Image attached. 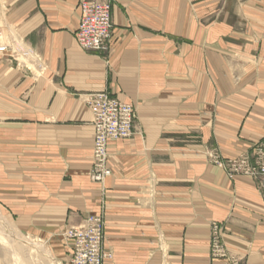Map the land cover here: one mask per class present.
<instances>
[{
    "label": "crops",
    "instance_id": "1",
    "mask_svg": "<svg viewBox=\"0 0 264 264\" xmlns=\"http://www.w3.org/2000/svg\"><path fill=\"white\" fill-rule=\"evenodd\" d=\"M80 2L0 0V204L36 234L104 205L113 264H223L212 222L242 264H264V194L207 155L264 138V0H112L101 53L77 43ZM104 91L136 128L94 183L86 98Z\"/></svg>",
    "mask_w": 264,
    "mask_h": 264
},
{
    "label": "built area",
    "instance_id": "2",
    "mask_svg": "<svg viewBox=\"0 0 264 264\" xmlns=\"http://www.w3.org/2000/svg\"><path fill=\"white\" fill-rule=\"evenodd\" d=\"M111 4L112 0L80 2V20L75 35L82 50L99 53L108 50L112 30ZM4 48L5 46H0V50ZM87 104L92 112L94 127L90 178L93 182L100 183L111 172L107 166L105 141L126 138L134 132L136 113L131 104L120 102L105 91L90 94ZM207 155L209 161L222 168L227 175L249 177L257 191L264 194V138L250 150L234 158L223 159L215 149L210 150ZM103 233L102 215H89L83 218L82 225L69 227L64 235L73 244L70 264H108L112 254L103 249ZM222 233V226L213 222L210 226L211 256L225 258V264H242L239 258L229 256L223 244Z\"/></svg>",
    "mask_w": 264,
    "mask_h": 264
},
{
    "label": "rangeland",
    "instance_id": "3",
    "mask_svg": "<svg viewBox=\"0 0 264 264\" xmlns=\"http://www.w3.org/2000/svg\"><path fill=\"white\" fill-rule=\"evenodd\" d=\"M135 127H136V124H135ZM212 149H210V150H212ZM210 150H208V153L210 152ZM234 176H237V175H234ZM238 176H240V175H238ZM102 196H103L102 198H104V195H102ZM104 208H105L104 205H101L99 215H100V213L102 214L104 227H105ZM0 214H2L5 217V219L14 228L17 229L16 230L17 233L19 231H21V233H24L30 237L31 242L29 244L27 242H25L23 238L20 239L22 241L20 243H25L24 246H26V247H30L31 245H34V246L30 247L31 249H29V251H27V252L31 251L30 253H28V255L32 256V257L31 256L29 257L30 262H34L36 264H70V259H71V256L73 254V244H72V241L64 235L65 232L59 231V233H57V234H38V233L36 234L34 232H28L25 227L20 226V224L18 223V220L15 218L16 216L11 211H8L6 208H4L1 204H0ZM89 215L90 214L86 215L85 217H87ZM222 228H223V226H222ZM103 235H104V233H103ZM221 237L223 238V233H222ZM16 243H19V238H16ZM70 243H71V250H69V247H68V245H70ZM35 244H37V246L38 245H40V246L37 248V247H35L36 246ZM102 245H103V249L106 252H110L112 254L111 262L113 264V252L110 249L105 248L104 242ZM4 251H5L4 245L0 242V264H12V258H10L9 255L6 253V251L5 252ZM32 252H33V254H32ZM209 253L211 256V239H210ZM215 259H222V258H215ZM224 259L225 258H223L222 261L225 263ZM241 261H242V259H241ZM226 263H228V262H226Z\"/></svg>",
    "mask_w": 264,
    "mask_h": 264
},
{
    "label": "bare ground",
    "instance_id": "4",
    "mask_svg": "<svg viewBox=\"0 0 264 264\" xmlns=\"http://www.w3.org/2000/svg\"><path fill=\"white\" fill-rule=\"evenodd\" d=\"M82 1V0H81ZM111 7H112V4H111ZM112 21V20H111ZM112 31V30H111ZM3 31L1 30V28H0V46H5V48L4 49H2V50H0V54H3L4 52H6V50L8 49V46H7V44H5L4 42H3V40H4V38H3ZM90 95V94H89ZM89 95H87V98H86V104H87V100H88V98H89ZM88 105V104H87ZM94 128V127H93ZM135 132V131H134ZM134 132H132V133H130L129 134V136L128 137H126V138H118V139H116V140H122V139H128V138H130L133 134H134ZM93 141H94V138H93ZM110 140H107V141H105V150H106V153H107V158H108V152H107V145H108V142H109ZM92 150H93V148H92ZM107 166H108V160H107ZM109 167V166H108ZM111 170V169H110ZM110 175H111V172H110ZM109 175V176H110ZM109 176H107L106 178H108ZM105 178V179H106ZM104 179V180H105ZM103 180V181H104ZM102 181V182H103ZM102 182H100V183H102ZM96 215H99V214H96ZM100 215H102L101 213H100ZM213 223V222H212ZM211 223V224H212ZM216 223H218V222H216ZM83 224V219H82V221L78 224V225H75V226H71L70 228H72V227H78V226H80V225H82ZM219 224V223H218ZM221 225V224H220ZM17 229L16 228H14L6 219H5V217L2 215V214H0V242L4 245V249H5V251H6V253L9 255V257L10 258H12V264H36V263H34V262H30V259H29V257L31 256V255H28V253H30V252H27V251H29V249H31L30 247L31 246H34V245H29L30 247H26V246H24V244L25 243H20V242H22L20 239H24V241L25 242H27L28 244L31 242V240H30V237L29 236H27L26 234H24V233H21V231H19L18 233H17V231H16ZM67 231V230H66ZM16 238H19V243H16ZM33 243V242H32ZM36 246L35 247H39L40 245H38L37 246V244H35ZM224 247H225V245H224ZM2 248V247H1ZM225 249H226V247H225ZM4 251V252H5ZM33 251V250H32ZM226 251L229 253V256H235L236 258H239L240 260H241V258L240 257H238V256H236V255H234V254H232V253H230L227 249H226ZM32 254H33V252H32ZM37 255V254H36ZM4 256V255H3ZM7 257V256H6ZM32 257V256H31ZM3 258V257H2ZM214 258V257H213ZM4 259V258H3ZM6 259V258H5ZM32 260V259H31ZM39 260V259H38ZM48 260V259H47ZM222 260V259H221ZM33 261V260H32ZM8 262V261H7ZM6 263V262H5ZM108 264H112L111 263V259L109 260V263ZM223 264H225L224 262H223Z\"/></svg>",
    "mask_w": 264,
    "mask_h": 264
}]
</instances>
